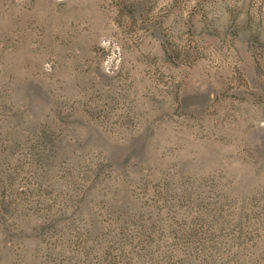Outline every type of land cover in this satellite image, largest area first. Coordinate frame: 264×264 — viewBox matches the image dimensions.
I'll return each mask as SVG.
<instances>
[{"label":"rangeland","instance_id":"obj_1","mask_svg":"<svg viewBox=\"0 0 264 264\" xmlns=\"http://www.w3.org/2000/svg\"><path fill=\"white\" fill-rule=\"evenodd\" d=\"M0 264H264V0H0Z\"/></svg>","mask_w":264,"mask_h":264}]
</instances>
